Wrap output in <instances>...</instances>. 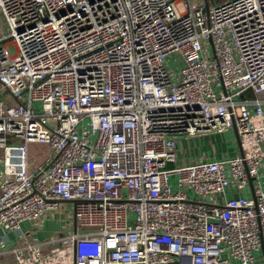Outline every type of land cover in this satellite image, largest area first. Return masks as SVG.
Here are the masks:
<instances>
[{"label":"built area","instance_id":"2783aa9c","mask_svg":"<svg viewBox=\"0 0 264 264\" xmlns=\"http://www.w3.org/2000/svg\"><path fill=\"white\" fill-rule=\"evenodd\" d=\"M231 129L235 154L191 156ZM263 180L264 0H0L17 264H259ZM45 220L70 231L38 240Z\"/></svg>","mask_w":264,"mask_h":264},{"label":"crops","instance_id":"0c3cea01","mask_svg":"<svg viewBox=\"0 0 264 264\" xmlns=\"http://www.w3.org/2000/svg\"><path fill=\"white\" fill-rule=\"evenodd\" d=\"M223 135H228V134H233L235 137V142H236V148L233 150H223V149H219L218 147H216L214 145V143L212 144V146L209 143L208 137H212L213 135H217V134H211V135H206V136H200L198 137V140L200 141V145L197 144L196 139L194 140V153L195 156L200 157L201 153L204 154L205 157L207 158H220L222 157L224 154H230L233 155L238 151V144H237V140H236V135L233 132V130H227L225 132L222 133ZM220 135V134H219ZM202 138H205V142H202ZM229 140V139H228ZM199 151V153L197 154V151ZM264 182V180H263ZM251 188L246 187L243 190V194L244 195H250L251 194ZM237 192L234 191L233 189H229V196H234L236 195ZM52 224H53V220H45L42 227L40 229H38L35 232V238L38 240H45L47 239L53 232L52 230ZM20 228L22 230V232L27 233L29 232L30 229V223H28L27 221H24L20 224ZM0 233H2V231H0ZM24 241L22 240V238L20 239L17 233H14L12 231H8L5 235L2 236V239L0 238V264H17L16 259H15V255L14 253L11 251L12 248L23 245ZM256 256L257 259L259 261V264H264V246L261 247L259 249V251L256 252Z\"/></svg>","mask_w":264,"mask_h":264},{"label":"rangeland","instance_id":"374dc122","mask_svg":"<svg viewBox=\"0 0 264 264\" xmlns=\"http://www.w3.org/2000/svg\"><path fill=\"white\" fill-rule=\"evenodd\" d=\"M208 1H209V3H211V2L218 3V2H223L225 0H208ZM175 63L178 64V62L174 58V55H170L169 60L167 61L168 67L170 69L174 68L177 70V67H176L177 65H175ZM201 140H202V142L206 141L205 138H202ZM207 140H209V143L211 146L214 143V145L216 147H218L219 149H223V150H227V151L233 150L237 147L236 142H235V137L233 134H231V135L230 134H228V135L217 134V135H213L211 138L208 137ZM196 142H197V144L200 145V141L198 140V138H196ZM191 143H193V139H191ZM185 145H187V144L185 143ZM43 150H44V146H42V145L30 144L29 145V152H28L29 160L32 161L33 164H35V162L39 159V157L43 155ZM198 153H199V151H197V154ZM178 154L181 155V152L178 151ZM190 154L192 157L200 158V157L195 156L193 147L190 148ZM61 226H62V228H61ZM51 227H52L53 232H58V234H60V235L68 233L70 231V229H64L62 222L59 220H56V221L54 220Z\"/></svg>","mask_w":264,"mask_h":264},{"label":"water","instance_id":"95a60500","mask_svg":"<svg viewBox=\"0 0 264 264\" xmlns=\"http://www.w3.org/2000/svg\"><path fill=\"white\" fill-rule=\"evenodd\" d=\"M237 141H238V138H237ZM237 143L239 144V141Z\"/></svg>","mask_w":264,"mask_h":264}]
</instances>
